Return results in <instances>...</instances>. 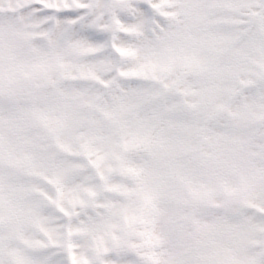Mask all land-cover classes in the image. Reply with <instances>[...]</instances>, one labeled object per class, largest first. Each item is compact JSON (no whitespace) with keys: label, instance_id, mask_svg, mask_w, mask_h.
<instances>
[{"label":"snow or ice","instance_id":"obj_1","mask_svg":"<svg viewBox=\"0 0 264 264\" xmlns=\"http://www.w3.org/2000/svg\"><path fill=\"white\" fill-rule=\"evenodd\" d=\"M0 264H264V0H0Z\"/></svg>","mask_w":264,"mask_h":264}]
</instances>
